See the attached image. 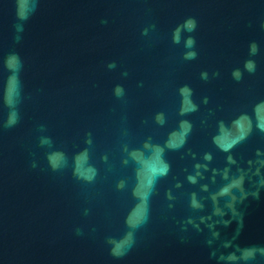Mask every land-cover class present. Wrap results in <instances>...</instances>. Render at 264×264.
Returning a JSON list of instances; mask_svg holds the SVG:
<instances>
[{
	"label": "water",
	"instance_id": "obj_1",
	"mask_svg": "<svg viewBox=\"0 0 264 264\" xmlns=\"http://www.w3.org/2000/svg\"><path fill=\"white\" fill-rule=\"evenodd\" d=\"M14 3L0 0V264H226L219 256L231 250L222 245L232 240L235 222L228 228L216 224L220 237L208 245L212 234L206 225L220 218L200 223V216L211 214L210 201L203 213L188 207L187 193L198 187L185 182L174 190L172 209L164 194L184 181L185 169L191 171L189 149L213 152L212 167L222 168L225 154L211 143L217 120L264 99V0H39L23 31L14 27ZM188 17L196 18L197 30L181 29L177 41L176 29ZM190 35L198 57L185 61ZM253 41L261 49L251 57L257 72L237 83L231 71L243 68ZM13 54L22 67L19 95L10 107L5 90L13 73L6 61ZM113 61L116 68L109 70ZM202 71L209 72L207 82L200 79ZM217 71L220 77L213 78ZM117 84L126 90L123 100L113 95ZM184 84L208 104L187 117L194 124L188 144L167 153L172 172L158 185L149 222L133 230L128 221L137 205L134 176L131 166L121 164L122 145L138 147L149 136L162 143L180 119L177 89ZM12 111L19 122L6 128ZM160 111L168 121L164 128L153 122ZM89 132L92 163L100 169L93 184L71 172V157L87 147ZM258 148L264 149V133L254 132L234 155L244 165ZM55 151L64 152L69 163L54 172L48 156ZM105 154L108 164L101 161ZM120 179L129 182L125 191L116 189ZM241 208L244 229L234 243L264 245V193ZM189 216L202 232L192 225L181 231ZM129 231L136 242L132 251L113 257L109 240Z\"/></svg>",
	"mask_w": 264,
	"mask_h": 264
},
{
	"label": "clouds",
	"instance_id": "obj_2",
	"mask_svg": "<svg viewBox=\"0 0 264 264\" xmlns=\"http://www.w3.org/2000/svg\"><path fill=\"white\" fill-rule=\"evenodd\" d=\"M39 0H15L14 16L16 23L14 27L17 31H23L24 27L31 21L38 11ZM106 23V21H104ZM198 22L194 17L185 19L182 25L176 29V39H179L181 29L188 33L196 32ZM144 34V33H142ZM196 38L189 36L186 41V47L190 49L184 54L185 61H194L198 57L196 50ZM249 57L243 62V68L236 67L231 71V77L237 83L241 82L245 73L254 75L257 72L258 65L256 59L261 53L260 46L255 42L249 45ZM7 68L13 73L9 77L5 90V101L11 107L14 105V98L19 95L20 79L19 72L22 67L20 57L16 54L10 55L6 61ZM107 68L112 70L116 68V63L110 62ZM128 73L123 72L122 76L127 77ZM220 72H213L212 77H220ZM209 72L202 71L200 79L207 82ZM179 95V109L177 112V126L167 133L163 142L154 141L151 136L147 137L140 146L135 147L129 143L122 145L121 164L125 167L131 166L134 176V184L131 186V194L136 199V211L132 219L128 221L129 228L136 230L146 225L151 216L152 199L158 193L159 183L168 178L172 172V164L167 159V153L180 152L186 148L188 140L193 133L194 124L187 117L200 112L201 104L207 105L208 98L204 97L202 101H197L194 89L184 84L177 89ZM113 95L118 100H123L126 96V90L123 85L117 84L113 88ZM19 122L16 111H12L9 116L6 128H11ZM153 122L160 128H164L168 121L165 112H156L153 116ZM207 121L202 120L201 125H206ZM254 132L264 133V99L254 103L250 110H243L235 113L230 119H220L216 122L215 132L211 136V143L215 150L225 154V165L222 168L212 167L214 155L211 151L203 152L198 155L190 149L187 155L191 156V171L185 169L184 181L177 180L173 187L165 192V199L168 202L167 208L172 209L175 206L177 196L174 190L182 189L184 183L198 187V191H191L188 195V207L193 212H206L207 202L211 204V214L200 216V223L205 220H211L213 216L220 219L206 227L211 231L212 239L206 241L208 245L213 243L214 239H219L220 233L215 230L216 224H222L228 228L233 222L236 224L235 234L232 240L223 243V248L231 249L219 256V260L226 264H264V245L249 244L242 246L234 243L244 229V211L241 206L246 201L260 200L264 193V149H256L253 158L248 159L244 165L234 155V150L246 142ZM51 143V140L44 141ZM85 144L87 147L75 152L71 157V172L73 177L87 184L95 183L99 176L100 169L92 163L93 138L92 133L86 134ZM52 170L58 171L65 168L69 163V157L62 151H55L48 156ZM104 164H108L109 158L105 154L101 157ZM35 168V164L32 165ZM235 169V170H233ZM210 175H206L209 174ZM219 178V182L218 179ZM215 186L213 189L212 186ZM129 188V182L126 179H120L116 184L118 191H125ZM201 193H208L207 197ZM223 201V205H221ZM228 219H224V217ZM187 225H192L196 232H202L200 225L195 223L192 216H189L181 226V231L187 232ZM77 234H82L79 229ZM113 245L111 255L116 258L126 257L133 249L135 240L133 231L127 232L120 239L109 240ZM216 256L211 253L209 259Z\"/></svg>",
	"mask_w": 264,
	"mask_h": 264
}]
</instances>
